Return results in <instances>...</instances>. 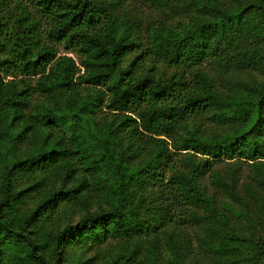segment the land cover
I'll return each instance as SVG.
<instances>
[{"label": "trees", "instance_id": "trees-1", "mask_svg": "<svg viewBox=\"0 0 264 264\" xmlns=\"http://www.w3.org/2000/svg\"><path fill=\"white\" fill-rule=\"evenodd\" d=\"M0 165V264H264V0H0Z\"/></svg>", "mask_w": 264, "mask_h": 264}, {"label": "rangeland", "instance_id": "rangeland-1", "mask_svg": "<svg viewBox=\"0 0 264 264\" xmlns=\"http://www.w3.org/2000/svg\"><path fill=\"white\" fill-rule=\"evenodd\" d=\"M142 17L151 16L147 9H141ZM41 88H48L51 94L59 97L57 91L52 90L47 83L39 81ZM2 166L0 165V187H1ZM43 185L35 187V190L29 192L21 201V209L25 214L40 206L47 196L60 189L62 177L59 173H46L43 175ZM35 181V179H33ZM72 183L64 184L65 188H70ZM49 207V206H48ZM45 210L43 220L48 229L54 230L63 228L68 224H74L90 213L106 212L110 208L108 198L104 194H96L86 198H79L76 202H59L53 208ZM119 240L106 238L100 245L91 247L70 246L67 251L66 264H108L119 254ZM189 257V256H188ZM203 264V261H200ZM199 263V264H200Z\"/></svg>", "mask_w": 264, "mask_h": 264}]
</instances>
